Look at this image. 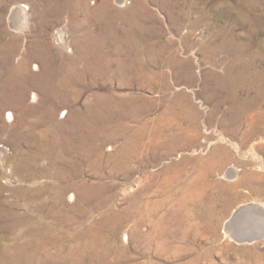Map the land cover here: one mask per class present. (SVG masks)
Instances as JSON below:
<instances>
[{"label": "rangeland", "instance_id": "obj_1", "mask_svg": "<svg viewBox=\"0 0 264 264\" xmlns=\"http://www.w3.org/2000/svg\"><path fill=\"white\" fill-rule=\"evenodd\" d=\"M263 74L264 0H0V264H264Z\"/></svg>", "mask_w": 264, "mask_h": 264}, {"label": "bare ground", "instance_id": "obj_2", "mask_svg": "<svg viewBox=\"0 0 264 264\" xmlns=\"http://www.w3.org/2000/svg\"><path fill=\"white\" fill-rule=\"evenodd\" d=\"M119 1V0H118ZM23 10L21 9H16V10H13V16L12 18H14V25H17V26H20V27H23L27 21L26 19V14L24 12H22ZM11 18V19H12ZM133 18V17H132ZM16 27V26H15ZM128 40V38H127ZM133 40V39H132ZM123 45V44H122ZM120 46V45H119ZM123 47V46H122ZM149 50V49H148ZM36 66V65H35ZM82 70V68H81ZM83 71V70H82ZM84 72V71H83ZM82 73V72H81ZM85 73V72H84ZM83 76V74H81ZM264 75V74H263ZM17 85V84H16ZM35 95V94H34ZM35 98V96H33ZM98 98V97H97ZM97 120V118L95 119ZM99 120V119H98ZM98 122V121H97ZM89 138V137H88ZM92 140V139H91ZM215 155V154H214ZM213 155V156H214ZM203 167V166H202ZM202 173V172H201ZM202 184V183H201ZM196 192V191H195ZM194 193V191H193ZM194 196V195H193ZM71 198V197H70ZM191 199V198H190ZM183 202V201H182ZM248 206V205H247ZM247 206H243V207H240L239 209L236 210L235 214L233 215L232 219H230L231 221L228 222L227 224V227L229 229V232H231L230 230V226L233 227L232 223H240V226L238 227H235V229L239 230V231H242L243 234H248V233H245L246 231H249L250 228H253V232L254 230H257L258 234H263L264 233V210H263V207L261 208H258L257 206L251 204L249 205V207ZM243 208V209H242ZM245 208H250V211H251V208H252V211L254 214H251L250 215H246L245 213H243V211L245 210ZM255 208V210L253 209ZM138 209V207H137ZM141 210V209H140ZM243 210V211H242ZM247 211V210H245ZM136 213V211H135ZM149 213V212H148ZM141 214V213H140ZM142 215V214H141ZM144 215V214H143ZM136 216V215H135ZM139 217V216H138ZM136 218V217H135ZM144 220V218H143ZM146 220V219H145ZM261 220V221H260ZM135 222V229L139 227V225L141 224V220L139 219L138 221H134ZM143 225V224H142ZM230 225V226H229ZM159 226V225H158ZM142 228V226H141ZM134 229V228H133ZM136 229V230H137ZM226 229V228H225ZM234 229V230H235ZM236 230V231H237ZM246 230V231H245ZM142 231V230H141ZM233 232V231H232ZM252 232V230H251ZM147 233V232H146ZM253 234V233H252ZM256 234V233H255ZM241 235V234H240ZM243 235V236H244ZM134 236V235H133ZM150 236V235H149ZM148 236V237H149ZM231 236V234H230ZM234 237H237L235 235H233ZM242 236V235H241ZM240 236V237H241ZM254 236V235H253ZM239 237V236H238ZM255 237V236H254ZM243 238V237H242ZM247 238V237H246ZM249 238V237H248ZM247 238V239H248ZM258 238V237H257ZM239 239V238H237ZM241 239V238H240ZM254 239V238H253ZM161 245V244H160Z\"/></svg>", "mask_w": 264, "mask_h": 264}]
</instances>
